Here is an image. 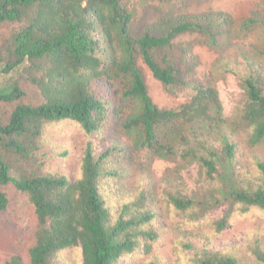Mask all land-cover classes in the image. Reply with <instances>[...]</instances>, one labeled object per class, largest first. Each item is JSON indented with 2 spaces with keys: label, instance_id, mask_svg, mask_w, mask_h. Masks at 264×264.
Masks as SVG:
<instances>
[{
  "label": "trees",
  "instance_id": "trees-1",
  "mask_svg": "<svg viewBox=\"0 0 264 264\" xmlns=\"http://www.w3.org/2000/svg\"><path fill=\"white\" fill-rule=\"evenodd\" d=\"M148 1L0 0V73L16 71L0 87L10 105L0 107V211L32 208L27 264H165L155 246L166 232L175 264H264V221L242 243L210 247L233 217L264 212V0L240 15H158L135 36ZM185 33L216 54L210 73L196 74ZM140 62L186 100L158 107ZM228 76L239 92L225 114L216 81ZM22 83L39 100L26 101ZM64 122L95 137L73 178L50 162V127ZM156 159L170 163L161 188ZM0 264L26 263L14 253Z\"/></svg>",
  "mask_w": 264,
  "mask_h": 264
},
{
  "label": "rangeland",
  "instance_id": "rangeland-1",
  "mask_svg": "<svg viewBox=\"0 0 264 264\" xmlns=\"http://www.w3.org/2000/svg\"><path fill=\"white\" fill-rule=\"evenodd\" d=\"M254 0H150L146 3L140 4L136 7V12L132 18L130 31L135 36H138L142 31L148 27H153L156 24L158 15L164 17L174 18L180 13H199L208 10H224L234 15H240L246 12L247 6L253 3ZM176 15V16H175ZM171 16V17H170ZM163 27L168 23L160 21ZM190 47L192 52H195L201 63L196 71V74L202 76L205 72L210 73L209 69L213 67L216 61V54L207 47L202 38L196 33H185L179 38ZM142 73L147 86L148 94L151 100L158 107H172L180 102L186 100L185 93L170 94L167 93L163 85L156 80L151 71L141 62ZM16 75V71L10 74L0 73V87L5 85L8 80ZM25 90L26 101L39 100V94L36 88L29 84H23ZM219 95L222 99L225 114H228L233 105V99L239 92V88L233 78L228 76L226 80L219 79L216 81ZM0 107L9 109L8 103L0 102ZM50 127V126H49ZM50 137L54 142V153L51 152V165L55 170L67 174L70 178L76 176L78 172V163L80 153L87 140L93 139V135H87L82 132L77 125L72 122H64L60 126L50 127ZM118 137H122L119 136ZM122 140H126L124 137ZM68 149L66 156H61L59 151ZM134 157V155H133ZM170 163L167 161L156 159L152 162L150 167V176L152 180L163 186L161 178L166 173ZM131 169V166H130ZM184 178L189 185H193L196 168L195 165L189 167L184 171ZM137 180V179H136ZM142 183V179H139ZM132 183L129 180V186ZM9 188V187H8ZM12 197L17 196L14 191H9ZM224 209L220 205L215 211L214 215L218 216ZM264 212L261 214L253 213L251 215L233 217L228 226L218 233V236L212 239L210 247L212 249H220L225 245L239 244L245 240V234L249 227L260 224L264 221ZM34 217L32 208L24 206L20 208L17 204H12L9 211H0V263L8 259L12 254L19 253L24 262L28 263V249L32 244V237L28 233V229L33 224ZM170 232H166L158 242L155 249L163 256L162 260L165 264H175L173 260V253L170 244ZM194 243L196 240H194ZM157 247V248H156Z\"/></svg>",
  "mask_w": 264,
  "mask_h": 264
}]
</instances>
